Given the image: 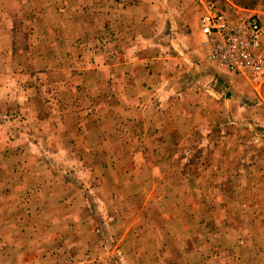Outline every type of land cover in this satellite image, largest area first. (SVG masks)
Segmentation results:
<instances>
[{
	"label": "rangeland",
	"instance_id": "374dc122",
	"mask_svg": "<svg viewBox=\"0 0 264 264\" xmlns=\"http://www.w3.org/2000/svg\"><path fill=\"white\" fill-rule=\"evenodd\" d=\"M208 2L264 21L0 0V264H264V74L208 62Z\"/></svg>",
	"mask_w": 264,
	"mask_h": 264
},
{
	"label": "built area",
	"instance_id": "2783aa9c",
	"mask_svg": "<svg viewBox=\"0 0 264 264\" xmlns=\"http://www.w3.org/2000/svg\"><path fill=\"white\" fill-rule=\"evenodd\" d=\"M199 18L207 60L234 76L264 74V21L257 12L228 14L213 2L204 4Z\"/></svg>",
	"mask_w": 264,
	"mask_h": 264
},
{
	"label": "crops",
	"instance_id": "0c3cea01",
	"mask_svg": "<svg viewBox=\"0 0 264 264\" xmlns=\"http://www.w3.org/2000/svg\"><path fill=\"white\" fill-rule=\"evenodd\" d=\"M173 44H174V42H173ZM0 49H1V43H0ZM175 49H177V50H179V48L176 46V48Z\"/></svg>",
	"mask_w": 264,
	"mask_h": 264
}]
</instances>
